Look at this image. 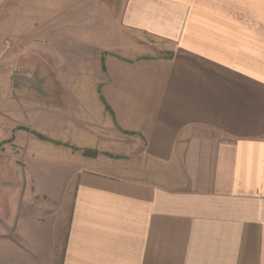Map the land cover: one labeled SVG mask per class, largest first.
<instances>
[{"label": "crops", "instance_id": "crops-1", "mask_svg": "<svg viewBox=\"0 0 264 264\" xmlns=\"http://www.w3.org/2000/svg\"><path fill=\"white\" fill-rule=\"evenodd\" d=\"M120 4L96 82L54 42L51 79L2 104L0 143L38 164L0 213V264H264V0Z\"/></svg>", "mask_w": 264, "mask_h": 264}, {"label": "rangeland", "instance_id": "rangeland-1", "mask_svg": "<svg viewBox=\"0 0 264 264\" xmlns=\"http://www.w3.org/2000/svg\"><path fill=\"white\" fill-rule=\"evenodd\" d=\"M120 3L121 0H0V122L1 107L6 98L11 96L18 100L19 93L14 88L51 79L50 76L40 77L36 70L52 68L51 49L54 42L55 47L59 46L60 70L68 67L70 62L67 61L72 58L73 52L74 83L85 85L91 80L96 82L94 74L101 65L103 68L104 51L100 46L122 40ZM67 44L71 50L66 49ZM31 134L43 137L35 132ZM85 141L92 143L91 140ZM31 148L32 143L27 139L19 143L6 139L0 143V164L7 169L16 167L19 181L23 182L16 190L15 184L0 179V213L16 212L18 205L13 209L10 200L15 198L18 203L27 191L32 192L25 173L27 164L37 163L31 156ZM26 149L29 150L23 156L16 154ZM41 159L40 162L47 160L45 163H49L51 158ZM11 188L18 191V195L13 196Z\"/></svg>", "mask_w": 264, "mask_h": 264}]
</instances>
